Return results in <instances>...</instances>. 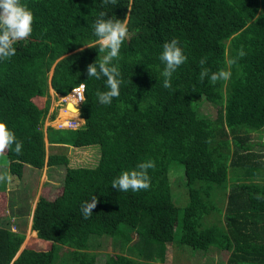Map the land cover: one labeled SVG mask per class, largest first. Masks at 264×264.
Wrapping results in <instances>:
<instances>
[{
  "label": "trees",
  "instance_id": "1",
  "mask_svg": "<svg viewBox=\"0 0 264 264\" xmlns=\"http://www.w3.org/2000/svg\"><path fill=\"white\" fill-rule=\"evenodd\" d=\"M21 3L34 15L33 31L29 46L15 44L16 54L0 60V121L23 148L20 155L15 145L3 153L2 172L20 177L25 163L40 165L44 138L50 145L96 143L99 154L92 165L71 166L64 153L46 154L47 165L68 166L60 194L38 195L31 212L30 232L50 241L49 247L23 246L14 256L24 234L11 229L14 224L2 225L0 215V264H53L56 243L69 247L59 264H95L96 259L98 264H162L173 244L179 253L225 249V264H264V199H256L264 196V162L249 146L250 133L264 126V0H116L103 7L101 0ZM101 11L126 18L133 34L113 61L123 82L110 105L96 96L97 90H108L106 78H88L86 72L103 55L93 28ZM172 39L187 60L173 73L172 87L165 88L159 56ZM241 47L245 55L231 63ZM205 57L203 67L230 71V79L201 80ZM79 82L86 85V102L79 106L84 122L42 130L49 86L64 94ZM35 96H45L43 105ZM198 98L216 105L215 116L196 115L191 101ZM148 160L155 163L148 170V190L112 188L122 171ZM177 164L186 192L174 198L181 203L187 194L180 207L168 183L169 168ZM93 195L96 208L84 219L81 205ZM221 209L223 225L211 218ZM102 216L113 222L122 249L131 253L97 258L87 234L99 232L89 229ZM132 233L138 238L134 243Z\"/></svg>",
  "mask_w": 264,
  "mask_h": 264
},
{
  "label": "rangeland",
  "instance_id": "2",
  "mask_svg": "<svg viewBox=\"0 0 264 264\" xmlns=\"http://www.w3.org/2000/svg\"><path fill=\"white\" fill-rule=\"evenodd\" d=\"M29 38V37H28ZM29 40H21L16 43L20 48H25L29 46ZM36 42L30 44L34 45ZM50 72V69L48 73ZM48 106L47 113L52 112L58 106L56 102V96L53 93V90L48 89ZM34 102L41 106L44 103L45 96H35L33 97ZM191 106L194 108L197 116H207L213 117L216 112V105L208 102L205 98H198L196 101H191ZM46 115L43 118L41 123V128L44 130V126L47 124ZM250 143L251 147L250 154L254 157L261 159L264 162V126L258 130L252 131L250 133ZM43 162L40 165H30L25 163L22 168V173L20 177L10 175V182L0 183V215H1V224L8 226L9 223L14 224L11 229L22 231L24 234L23 240L20 243L16 253L23 247L28 246L32 248H41L47 249L49 247L50 241L38 238L30 232V218L31 212L34 205V202L38 195H43L47 198H54L60 194L63 184L64 172L68 166L75 164H84L92 165L95 163L98 154L99 147L96 143L94 144H64V145H55L44 143L43 148ZM48 152H59L64 153L68 157L69 165L65 164H53L47 165L45 162V157ZM255 157V158H256ZM5 157L3 154H0V173H3V164H5ZM176 167V170L172 169ZM169 169L170 181L169 188L171 192V197L173 203L180 207L186 204V201L180 203L181 198H174L176 193H185L186 187L182 183L184 180L183 172H181V165H172ZM172 190V191H171ZM173 193V196H172ZM213 221H216L217 224L223 225V210L214 212L211 216ZM209 219V216H208ZM177 220V219H176ZM113 222H109L107 216L99 217L95 220L93 226L89 229L97 228L98 233L93 235L87 234L90 236L89 242L91 243L90 247L93 251L96 252L97 258L103 257L106 253H114L115 251H122L124 253H131V250H128L126 246L122 249L120 241L118 239V233L114 230ZM178 230L174 227L173 234L177 236ZM131 243L138 241L137 235L132 233ZM182 247L188 248L186 245ZM177 248L176 244L171 245L170 248L165 250V256L162 264H204L207 258H211V263L208 264H225L227 250L218 249L213 246L207 247L204 252L200 251H187L182 250V253L174 249ZM69 247L64 246V244H55V259L53 264H59L62 261L63 257L67 255ZM211 255V256H210ZM97 259L95 264L97 263ZM101 264V262H100Z\"/></svg>",
  "mask_w": 264,
  "mask_h": 264
},
{
  "label": "clouds",
  "instance_id": "3",
  "mask_svg": "<svg viewBox=\"0 0 264 264\" xmlns=\"http://www.w3.org/2000/svg\"><path fill=\"white\" fill-rule=\"evenodd\" d=\"M101 3L102 7L109 4L115 5L116 0H101ZM33 21L34 15L32 11L27 5L22 4L21 0H0V60L10 59L16 54L14 45L18 41L30 37L33 31ZM93 28L94 35L98 38L99 53L103 55L98 64L96 61L89 64L86 68V72L88 78L94 77L97 80L102 77L106 78V88L108 90H97L96 96L101 104L110 105L113 98L119 97L120 85L123 82L122 79H120L121 72L119 66L118 64H114L113 61L118 60L122 44L125 42L126 38L131 39L133 34L129 32L126 18L120 20L114 16L109 17L107 13L103 11L99 13ZM244 55L245 52L243 51V47H241V49L238 50L237 57L234 58L231 63H236L238 59L242 58ZM159 59L164 64V68L161 72L164 78L163 86L165 88H171L173 73L186 62L187 57L183 49L179 46V42L176 39H172L170 42H165L163 44ZM206 59L205 57L200 60V65L202 66L200 72L201 80L207 77L210 79L211 83L215 84L218 81H227L230 79V71L219 69L218 71L210 72L208 68L203 67L206 63ZM85 87L86 85L81 83L79 87L73 88L72 93L63 99L67 102L68 114L74 117V127L59 128H75L79 127V125L84 122L83 118L79 115V106L81 102H86ZM48 89L52 90L50 86ZM54 92L53 90V93ZM78 104L79 106L76 107ZM56 111L57 107L54 109L53 115ZM53 115L50 116V113H46V121H48L50 117H53ZM77 117L78 121H75ZM13 145H15V153L17 155L22 154L23 141L18 140L15 133L8 128L7 124L0 121V154L5 153L6 150L12 149ZM153 168H155V163L153 161L148 160L141 162L132 170L122 171L118 177L113 179L111 186L121 192H127L129 190L133 192L148 190L151 187L148 170ZM7 182H10V176L7 173H0V183ZM256 199H264V196L257 194ZM96 205L97 197L95 195L92 196L90 201H85L81 205L80 210L84 219H89L92 216L93 209L96 208Z\"/></svg>",
  "mask_w": 264,
  "mask_h": 264
},
{
  "label": "built area",
  "instance_id": "4",
  "mask_svg": "<svg viewBox=\"0 0 264 264\" xmlns=\"http://www.w3.org/2000/svg\"><path fill=\"white\" fill-rule=\"evenodd\" d=\"M81 83L82 82H79L76 85L72 86L65 94L60 95V94L54 92L58 106H57V111L53 115V117H50L48 119V122H47L48 125H51V126L57 127V128H59V127H74L73 126L74 117L70 116L69 114H66V113H68V112H66V110H68L67 104H66L67 102L64 101L63 99L72 93L73 88L79 87ZM78 106H79V104L76 107H78ZM77 119H78V117L75 118V121H78Z\"/></svg>",
  "mask_w": 264,
  "mask_h": 264
},
{
  "label": "crops",
  "instance_id": "5",
  "mask_svg": "<svg viewBox=\"0 0 264 264\" xmlns=\"http://www.w3.org/2000/svg\"><path fill=\"white\" fill-rule=\"evenodd\" d=\"M46 142V141H45ZM47 143V142H46ZM48 144V143H47ZM55 145H62V144H55Z\"/></svg>",
  "mask_w": 264,
  "mask_h": 264
},
{
  "label": "water",
  "instance_id": "6",
  "mask_svg": "<svg viewBox=\"0 0 264 264\" xmlns=\"http://www.w3.org/2000/svg\"><path fill=\"white\" fill-rule=\"evenodd\" d=\"M14 257V256H13Z\"/></svg>",
  "mask_w": 264,
  "mask_h": 264
}]
</instances>
